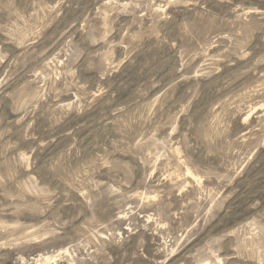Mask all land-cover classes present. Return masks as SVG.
Wrapping results in <instances>:
<instances>
[{
  "label": "rangeland",
  "instance_id": "1",
  "mask_svg": "<svg viewBox=\"0 0 264 264\" xmlns=\"http://www.w3.org/2000/svg\"><path fill=\"white\" fill-rule=\"evenodd\" d=\"M0 264H264V0H0Z\"/></svg>",
  "mask_w": 264,
  "mask_h": 264
}]
</instances>
